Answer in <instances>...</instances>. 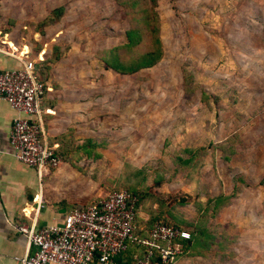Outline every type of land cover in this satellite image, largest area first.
I'll use <instances>...</instances> for the list:
<instances>
[{"label":"rangeland","instance_id":"374dc122","mask_svg":"<svg viewBox=\"0 0 264 264\" xmlns=\"http://www.w3.org/2000/svg\"><path fill=\"white\" fill-rule=\"evenodd\" d=\"M148 2L0 0V41L26 48L46 87L83 82L102 97L94 140L105 147L81 157L75 203L133 189L135 227L180 226L185 257L209 264L214 244H264V0H155L159 62L129 76L105 69L125 31L145 29Z\"/></svg>","mask_w":264,"mask_h":264},{"label":"built area","instance_id":"2783aa9c","mask_svg":"<svg viewBox=\"0 0 264 264\" xmlns=\"http://www.w3.org/2000/svg\"><path fill=\"white\" fill-rule=\"evenodd\" d=\"M16 59L19 68L0 71V100L16 113L8 145L11 156L33 168L40 179L56 170L61 159L43 133V85L38 81L35 61L20 52ZM136 201L128 190H114L69 210L56 223L38 226V215L45 205L39 188L20 209V219L11 224V230L26 243L20 264H117L115 259L129 248L136 252L131 264H174L180 242L190 240L189 232L156 221L143 236L136 235Z\"/></svg>","mask_w":264,"mask_h":264},{"label":"crops","instance_id":"0c3cea01","mask_svg":"<svg viewBox=\"0 0 264 264\" xmlns=\"http://www.w3.org/2000/svg\"><path fill=\"white\" fill-rule=\"evenodd\" d=\"M18 52L11 42L0 41V71L19 68ZM20 52L25 54L27 49ZM103 74V79L111 77L106 71ZM56 84L58 87H46L47 93L42 99V129L47 142L57 147L68 130L73 131L75 145H80L84 139H94L99 131L97 125L101 126L97 116L102 113V97L88 96L83 82L57 81ZM15 117L16 113L0 100V264H20L26 243L11 230V224L20 219V209L30 203L39 188L45 205L39 212L38 226L56 223L63 214L80 207L75 203L81 197L79 172L75 168L78 169L83 160L74 163L75 168L61 161L56 170L39 179L33 168L10 154L8 134ZM180 245L174 264H195L194 258L198 256L186 258L190 252L188 244L180 242ZM208 250L205 255L211 260L209 264H264V244L242 243L241 237L233 243L214 244ZM118 261V264H131L126 255Z\"/></svg>","mask_w":264,"mask_h":264},{"label":"trees","instance_id":"16d2710c","mask_svg":"<svg viewBox=\"0 0 264 264\" xmlns=\"http://www.w3.org/2000/svg\"><path fill=\"white\" fill-rule=\"evenodd\" d=\"M148 4L149 7L145 8L143 11V17L145 19V29L131 26L127 31H125V43L121 47L109 50L107 52V55L102 59V62L106 67L105 69L110 70L118 75L129 76L137 73L140 70L149 69L159 62L162 55V50L158 35L159 29L158 18L155 12V0H149ZM145 32L148 38V48L146 50L140 51L139 47L143 42ZM121 50L125 52V55L120 54ZM34 67L36 72V65H34ZM36 74L38 77V81L43 85V94L40 101V108L41 110H43L42 99L47 93V90L45 84L43 83L42 79L40 78L37 72ZM72 135L73 131L68 130L63 136H61V139H59L58 146L55 149V152L59 155L62 162H69L70 165L75 168L74 163L78 162L81 157H83L84 159H90L91 161L99 159V147H105V144L97 142L94 139L88 138L84 139L80 145H75V141ZM128 191L136 196L137 201L135 208L137 210L141 201L140 195L139 193H137V191L133 189ZM156 221H162L164 223L177 226L175 224H172L171 222L157 217L151 219V221L147 223L142 222V227L145 228L143 230H139V225L138 227L136 226V229L134 231L135 234L138 236H143L144 233L149 229V227ZM188 242L189 240L186 241V243ZM134 253L136 252L133 249L129 248L121 256L126 255L131 259ZM121 256L115 259L117 264L119 263L118 259Z\"/></svg>","mask_w":264,"mask_h":264},{"label":"bare ground","instance_id":"6f19581e","mask_svg":"<svg viewBox=\"0 0 264 264\" xmlns=\"http://www.w3.org/2000/svg\"><path fill=\"white\" fill-rule=\"evenodd\" d=\"M26 54V53H25ZM20 55H23V53L20 52Z\"/></svg>","mask_w":264,"mask_h":264}]
</instances>
